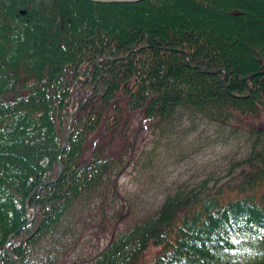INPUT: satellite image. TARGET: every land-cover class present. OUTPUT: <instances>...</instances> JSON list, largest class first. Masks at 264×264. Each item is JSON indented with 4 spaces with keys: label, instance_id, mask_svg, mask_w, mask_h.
<instances>
[{
    "label": "trees",
    "instance_id": "obj_1",
    "mask_svg": "<svg viewBox=\"0 0 264 264\" xmlns=\"http://www.w3.org/2000/svg\"><path fill=\"white\" fill-rule=\"evenodd\" d=\"M204 1L0 0V264H242L236 253L264 243V127L256 124L264 76L252 77L264 68V49H242L240 63L228 51H205L197 32L176 37L178 30L139 23L129 35L112 23L180 9L264 37V21L247 18L237 0ZM81 15L117 35L101 34L73 58L66 30ZM181 113L219 125L250 123L256 141L237 185L169 193L86 256V230L123 224L129 214L118 176L131 158L135 125ZM33 206L32 222L8 242Z\"/></svg>",
    "mask_w": 264,
    "mask_h": 264
},
{
    "label": "rangeland",
    "instance_id": "obj_2",
    "mask_svg": "<svg viewBox=\"0 0 264 264\" xmlns=\"http://www.w3.org/2000/svg\"><path fill=\"white\" fill-rule=\"evenodd\" d=\"M237 1L247 18L264 21V0ZM203 2L207 4L206 1ZM227 11L228 8L224 6L225 14ZM131 16V21L121 18L112 23L121 33L126 32L129 35L139 23L153 29L178 30V33L174 32L176 37L184 33L185 38L186 32H197L206 39L203 48L206 49L205 51H209L210 54L219 49L223 52L228 51V57L230 59L234 57L232 60L240 63L246 61L241 54L242 49L257 51L264 49V37L255 38L242 24L237 26L218 20H205L203 15L187 12L184 14L180 9L137 13ZM74 21L76 28L66 30V35L68 34L66 44L72 49L70 57L73 58L87 53L90 42H95L101 34L109 37L117 35L113 27L90 26L82 15L80 18L76 17ZM205 22L208 25H204ZM177 42L176 39L175 43ZM232 49H237L240 53H235L236 50L234 52ZM167 50L162 49V51ZM172 50L177 52L179 49ZM194 69L201 70L198 65H194ZM256 75L264 76V68L254 73L252 77H257ZM239 77L242 75L240 74ZM250 83L252 84V80ZM221 84L223 85L224 82ZM243 123L232 121L229 125H219L181 113L163 123L157 122L146 126L136 124L131 158L118 176L122 196L120 202L124 211L129 212L126 222L113 227L107 225L102 231L100 227H90V230L85 231L86 236L81 247L83 253L88 256L101 251L111 238V232L121 231L127 225H131L135 219L138 221L148 212L157 209L169 193L195 187L206 189V192L210 193L220 188L225 189L227 186L235 187L241 171L246 168L244 161L256 141L253 133L249 132L250 123ZM257 123L264 124V114ZM48 184L49 181L42 183V186ZM0 217L4 219L2 215ZM22 227L16 231L17 234ZM245 246L246 250L243 253L235 254V261L251 264L264 259L263 242L252 241ZM153 251V248H150L149 255L154 253ZM152 256L153 254L148 258Z\"/></svg>",
    "mask_w": 264,
    "mask_h": 264
},
{
    "label": "water",
    "instance_id": "obj_3",
    "mask_svg": "<svg viewBox=\"0 0 264 264\" xmlns=\"http://www.w3.org/2000/svg\"><path fill=\"white\" fill-rule=\"evenodd\" d=\"M92 1H96V2H106V3H131V2H139V1H143V0H92ZM111 61H113V60H111ZM188 65H190V60L188 61ZM200 68H201V67H200ZM205 72H206V71H205ZM216 73H218V72H216ZM216 73H214V74H216ZM258 125L264 127V125H262V124H258ZM69 135H70V133L67 132L65 143H64V145L62 146V148H61V150H60V153H59V155H58V157H57V172H58V178H60V176H61V174H62V167H61V164H60V162H59V161H60V157H61V155H62V153H63V149L65 148V146H66V144H67V142H68V140H69ZM58 178H57V180H58ZM32 211H33V218H34V216H35V211H34V209H33ZM30 222H31V219H28V221L26 222L25 225H23L22 228H24V227H26L27 225H29ZM16 234H17V232L14 233L13 235H11V237H9V239H8V242H9L13 237H15ZM8 242H7V243H8ZM7 255H8V257L10 258V254H9L8 252H7ZM10 262H11V264H12V259H11V258H10Z\"/></svg>",
    "mask_w": 264,
    "mask_h": 264
}]
</instances>
